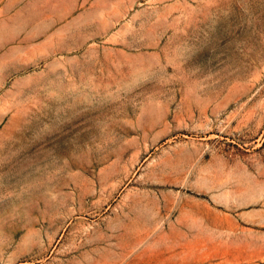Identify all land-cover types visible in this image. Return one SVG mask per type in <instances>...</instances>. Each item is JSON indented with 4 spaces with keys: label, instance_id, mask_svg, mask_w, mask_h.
<instances>
[{
    "label": "rangeland",
    "instance_id": "rangeland-1",
    "mask_svg": "<svg viewBox=\"0 0 264 264\" xmlns=\"http://www.w3.org/2000/svg\"><path fill=\"white\" fill-rule=\"evenodd\" d=\"M40 1L0 9L25 27ZM168 7L86 20L72 83L24 101L0 140V264H264V0Z\"/></svg>",
    "mask_w": 264,
    "mask_h": 264
},
{
    "label": "crops",
    "instance_id": "crops-1",
    "mask_svg": "<svg viewBox=\"0 0 264 264\" xmlns=\"http://www.w3.org/2000/svg\"><path fill=\"white\" fill-rule=\"evenodd\" d=\"M146 1L41 0L36 4L39 7L32 9L35 17L25 27L19 26L17 18L3 6L0 9V140L19 116L24 101L39 94L42 84H55L59 73L65 83H72L71 37L77 30L84 34L86 20L115 25L118 18L129 13V18L137 23L140 14L136 6ZM168 2L170 16H175L179 0ZM89 11L96 16L88 18L85 13Z\"/></svg>",
    "mask_w": 264,
    "mask_h": 264
}]
</instances>
